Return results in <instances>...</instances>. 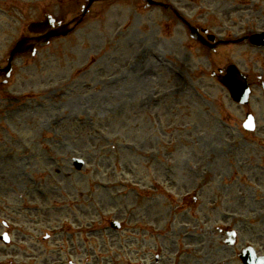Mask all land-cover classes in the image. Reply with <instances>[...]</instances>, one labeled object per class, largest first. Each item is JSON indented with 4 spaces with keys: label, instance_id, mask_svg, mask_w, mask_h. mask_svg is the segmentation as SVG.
<instances>
[{
    "label": "rangeland",
    "instance_id": "1",
    "mask_svg": "<svg viewBox=\"0 0 264 264\" xmlns=\"http://www.w3.org/2000/svg\"><path fill=\"white\" fill-rule=\"evenodd\" d=\"M10 1L0 0V25H11L4 26L6 32H0V54L11 42L6 36L17 27L12 17L18 21L21 14L30 17L29 3L35 0H16V7ZM41 1L53 2L50 9L60 17L71 12L80 14L83 5V0ZM125 1L129 6L117 0L111 2L113 6L94 4L70 39L55 42L33 61L19 62L9 88L0 95V136L5 141L0 142V223L5 220L12 233L11 245L0 246V264H67L68 260L82 264L85 258L90 264H103L97 263L100 260L96 254L88 253L86 257L83 250L73 252L60 241L69 239L70 231L92 227L97 233L105 229L103 222L109 220L123 226L121 233L106 231L117 255H112L115 259L111 261L126 263L127 241L133 227L128 217L134 200L129 192L132 162L138 167L154 168L165 164L175 172L179 161L189 158L193 147L186 144L190 152L170 154L174 149L169 142L177 138L182 141L181 133L171 134L173 127L184 131L183 127L191 126L202 111L209 117L208 135L216 133V123L225 111L232 116L234 112L236 121L240 120L241 109L234 107L221 88L207 89L211 83L208 80L202 81L200 85L206 89L201 90L195 80L197 68L210 73V63L212 69L223 63L224 48L211 54L210 63H205L194 56L196 51L194 47L190 49L189 38L180 25L183 20L193 21L196 15L206 19L211 7L199 0H169L180 20L158 9L144 11L137 0ZM259 1L248 0L255 6ZM239 64L243 65L241 61ZM129 69L136 72L135 80L127 78L130 72L126 80L123 78ZM83 73L87 74L81 77ZM144 96L150 97L143 106ZM257 105L250 107L257 115L259 137L264 134V106L259 101ZM230 126L234 127V122ZM74 156L86 162L87 170L97 172H86L76 177L79 186H68L65 178ZM47 173L52 174L51 179ZM171 181L177 182L172 175ZM101 183L105 191L93 192L102 199L96 197L93 204L89 200L79 208H70L69 215L63 194H74L76 187L84 191L86 187L85 194L89 195L90 188ZM152 183L156 181L152 179ZM154 206L152 215L153 210H158ZM157 222L161 224V218ZM64 224H71V230ZM217 225L205 223L204 230ZM242 225L243 230L264 231V224ZM47 234L50 241L45 243L42 238ZM83 237L76 236V241Z\"/></svg>",
    "mask_w": 264,
    "mask_h": 264
},
{
    "label": "water",
    "instance_id": "2",
    "mask_svg": "<svg viewBox=\"0 0 264 264\" xmlns=\"http://www.w3.org/2000/svg\"><path fill=\"white\" fill-rule=\"evenodd\" d=\"M230 80L224 82V85L231 91L233 98L238 102L246 100V93L242 86L237 84V80L234 77H230Z\"/></svg>",
    "mask_w": 264,
    "mask_h": 264
},
{
    "label": "flooded vegetation",
    "instance_id": "3",
    "mask_svg": "<svg viewBox=\"0 0 264 264\" xmlns=\"http://www.w3.org/2000/svg\"><path fill=\"white\" fill-rule=\"evenodd\" d=\"M220 233H222L221 231H220ZM261 246H262V244H261ZM262 248V247H261Z\"/></svg>",
    "mask_w": 264,
    "mask_h": 264
}]
</instances>
